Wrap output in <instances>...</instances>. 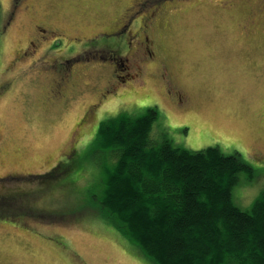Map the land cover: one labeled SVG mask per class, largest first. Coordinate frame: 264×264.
Returning <instances> with one entry per match:
<instances>
[{
  "label": "rangeland",
  "instance_id": "1",
  "mask_svg": "<svg viewBox=\"0 0 264 264\" xmlns=\"http://www.w3.org/2000/svg\"><path fill=\"white\" fill-rule=\"evenodd\" d=\"M1 2L2 19L10 0ZM138 2L23 0L17 20L2 36L0 175L17 173L21 178L0 179V264H154L93 209L106 159L96 148L89 152V145L98 121L119 110L140 114L155 105L159 117L153 133L158 137L163 138L165 130L176 145H218L227 154L240 153L255 170L253 178L235 186L241 207L249 208L264 188V0ZM131 5L139 8V17L166 8L154 22L155 58L165 60L187 105L173 99L157 63L142 50L136 55V46L129 52L115 47L122 58L117 62L99 56L78 62L82 70L77 71V85L66 95H55L50 87V64L43 59L60 53L48 47L49 40L26 59L17 56V66H11L16 49L18 55L37 24L71 37H91L115 25ZM102 40L87 43L85 50L110 53ZM70 51L62 54L69 56ZM143 54L149 59L138 76L143 63L138 57ZM116 78L125 81L105 98L108 80ZM5 81H11L6 90ZM74 145L80 166L61 173L58 161L63 162Z\"/></svg>",
  "mask_w": 264,
  "mask_h": 264
},
{
  "label": "trees",
  "instance_id": "2",
  "mask_svg": "<svg viewBox=\"0 0 264 264\" xmlns=\"http://www.w3.org/2000/svg\"><path fill=\"white\" fill-rule=\"evenodd\" d=\"M2 10L0 0V25ZM158 117L152 105L99 123L88 150L106 159L94 213L154 264H264V188L243 208L233 184L253 178V166L218 145H176L165 130L158 137ZM79 158L59 159L60 172L78 169Z\"/></svg>",
  "mask_w": 264,
  "mask_h": 264
},
{
  "label": "flooded vegetation",
  "instance_id": "3",
  "mask_svg": "<svg viewBox=\"0 0 264 264\" xmlns=\"http://www.w3.org/2000/svg\"><path fill=\"white\" fill-rule=\"evenodd\" d=\"M22 1L23 0H10V5L8 9L4 11L3 18L1 20L0 41L2 39V36L6 34L8 28L11 25H13L14 22L17 20V11L20 9V2ZM140 1L141 2H138V3H143L142 0ZM259 3H260V0H259ZM25 6L27 8L29 5L26 4ZM134 6L135 5H131L130 7L127 6L125 10L123 11V13L119 16V18H117L116 21L114 22L115 25H111L109 26L110 28L106 29L105 31L98 32L97 34L91 37L85 36V35L82 37L80 36L71 37V36L65 35L61 31L56 32L52 28H48L46 26H41L40 24H37L36 29L33 31L32 38L28 39L27 45L21 47L18 50V55H17V49H16L14 56L11 58L12 59L11 66L13 65L17 66V56L18 58L26 59L27 57L31 56V54L37 53L38 48L39 46H41L42 42L49 40L48 47L54 48L55 50H59L58 53H60L59 55L57 54V56H52L48 59H43L44 62H47L50 64V68L48 70V72L51 71V76H50L51 86L50 87L53 91V94L56 95L57 93H59L61 95H66L68 94L71 86L77 85V80H76V76L78 75L77 71L81 69L79 66L78 67L76 66L78 62H84V63L93 62V59H96L98 56L103 57L104 60L105 59H110V60L116 59V62H117L118 58L122 60V58L120 57V55H118L117 52L119 50H122L123 46L127 48L128 52L132 50L133 46H136V48L134 49V52L136 53V55L142 50L144 53L149 55L148 57L150 58V60L155 61V63H157L156 64L157 70L162 76V79L164 80L166 87H168V85L171 87V89L169 88L168 90L169 93L171 94L172 91L174 92L173 99H175L176 102L179 103V105L181 104L182 106L187 105L188 104L187 97L184 96L183 89L179 88V86L173 83L174 80H173L172 72L169 70L168 65L165 63V60L156 59L157 56L155 54L156 52L154 49V40L152 38L153 33H154L153 27L155 24L154 23L155 20H157L161 15H163V13L167 11L166 8L159 10V8L156 7L157 10L155 9L153 11H149L145 15L143 16L141 15L139 17V14H138L139 8H136L137 6L136 7ZM260 10L261 8H259V11ZM5 12H6V15H5ZM94 39H100V40L106 39L104 44L110 46L109 50L111 52L104 53L101 56L100 54H98V52L93 54L85 50V48L89 49V47H86V44L92 42ZM83 40L85 41V44H83ZM134 40L136 41L135 43H134ZM59 43L63 45L60 46ZM64 47H67V48H64ZM115 47L119 50L114 51ZM81 48H83L82 49L83 51L81 50ZM64 50L66 51L71 50L72 54H70L69 56H65L62 54V51ZM47 53L43 55H46ZM130 55L131 54L127 55L125 58L129 60ZM143 56L138 57V60H143V63L142 65H140V68L138 71L139 72L138 76L142 74L143 72H145V69H146L145 61L149 59V58L146 59V56L144 57ZM12 68H15V67H12ZM12 76L13 77L10 76L11 78H13L12 81L15 80L16 82L17 73H14V75ZM124 81L125 79L123 78H120V79L116 78L114 81L109 79L107 82L108 85L105 86V88H107L106 92L108 93H106L104 97L107 98L108 94H114L116 92V89L114 87L118 86V84H121ZM5 82H6V85L3 84L2 87L3 89L6 90L8 89L11 81H5ZM109 87L111 89H108ZM104 97L102 98V100L104 99ZM92 105H95V104L93 103ZM86 117L87 116L84 115L82 119L83 118L85 119ZM100 122L101 120L98 121V123ZM85 139H87V137ZM75 147H76L75 145L72 147L71 153H68L63 156H65V158L67 159H71L76 154ZM11 178L17 179V178H21V176H18L17 173H8L6 175L5 174L0 175L1 180L11 179ZM14 195H17V194H14Z\"/></svg>",
  "mask_w": 264,
  "mask_h": 264
},
{
  "label": "snow or ice",
  "instance_id": "4",
  "mask_svg": "<svg viewBox=\"0 0 264 264\" xmlns=\"http://www.w3.org/2000/svg\"><path fill=\"white\" fill-rule=\"evenodd\" d=\"M257 167H259V166H257ZM237 183H239V177H237V178H235V179L233 180V184H234V185L237 184ZM241 191H242V189H241Z\"/></svg>",
  "mask_w": 264,
  "mask_h": 264
}]
</instances>
